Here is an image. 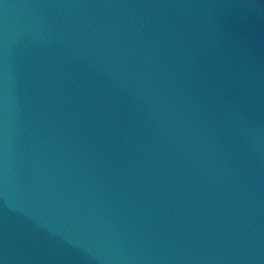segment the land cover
<instances>
[{"label":"water","instance_id":"water-1","mask_svg":"<svg viewBox=\"0 0 264 264\" xmlns=\"http://www.w3.org/2000/svg\"><path fill=\"white\" fill-rule=\"evenodd\" d=\"M0 264H264V0H0Z\"/></svg>","mask_w":264,"mask_h":264}]
</instances>
